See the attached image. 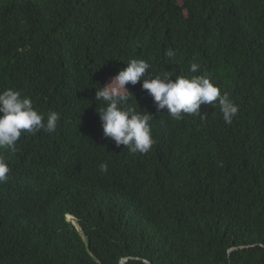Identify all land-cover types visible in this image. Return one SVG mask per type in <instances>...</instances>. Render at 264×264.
<instances>
[{
	"label": "trees",
	"instance_id": "obj_1",
	"mask_svg": "<svg viewBox=\"0 0 264 264\" xmlns=\"http://www.w3.org/2000/svg\"><path fill=\"white\" fill-rule=\"evenodd\" d=\"M132 59L151 76L209 77L237 115L225 124L202 105L203 120L177 121L129 84L125 107L153 116L158 143L147 157L120 151L100 137L94 96ZM7 88L60 117L28 134L19 169L51 141L70 161L48 157L36 191L14 196L46 218L0 224V264H264V0H0Z\"/></svg>",
	"mask_w": 264,
	"mask_h": 264
},
{
	"label": "clouds",
	"instance_id": "obj_2",
	"mask_svg": "<svg viewBox=\"0 0 264 264\" xmlns=\"http://www.w3.org/2000/svg\"><path fill=\"white\" fill-rule=\"evenodd\" d=\"M165 55L172 58L176 53L169 48ZM150 67L145 60L132 59L110 83L96 87L94 100L103 105L99 111L96 110L103 131L100 137L110 139L120 151L134 157H147L158 143L159 126L154 129L153 116L147 111H137L135 107H125L127 102L131 106V98H134L126 87L129 84L140 82L141 88L152 97L157 112L166 110L177 121L183 119L185 114L199 116L203 120L207 115L201 114L202 105H218L225 124H231L237 115L238 105L227 93L221 94L209 77L194 75L171 79L173 76L168 74L151 76L148 74ZM189 71L198 73L201 65L193 62ZM146 74L148 78H145ZM59 119L55 111H49L46 115L38 111L31 98L22 96L20 91L11 88L0 91V224L10 234L21 228L30 216L46 218L38 204L26 202L21 205L12 199L22 192L24 196H29L36 191L48 171V157L65 164L70 161V152L51 141L30 157L33 166L26 164L19 169L20 157L28 148V141L25 140L28 134L40 131L54 133ZM107 170V162L99 165L101 173ZM66 218L74 222L71 215H66Z\"/></svg>",
	"mask_w": 264,
	"mask_h": 264
}]
</instances>
